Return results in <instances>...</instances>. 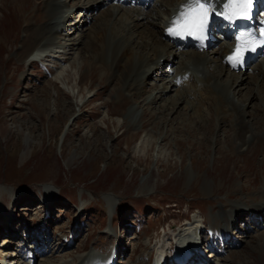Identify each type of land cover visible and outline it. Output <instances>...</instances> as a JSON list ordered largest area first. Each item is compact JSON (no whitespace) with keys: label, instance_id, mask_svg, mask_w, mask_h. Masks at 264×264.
I'll return each mask as SVG.
<instances>
[{"label":"rangeland","instance_id":"obj_1","mask_svg":"<svg viewBox=\"0 0 264 264\" xmlns=\"http://www.w3.org/2000/svg\"><path fill=\"white\" fill-rule=\"evenodd\" d=\"M35 3L39 2L0 0V188L11 193V196L3 193L0 199L1 255L14 249V244H9L13 235H17L15 239L20 238L23 227L28 231V226L37 223L42 215L39 200L46 188L60 204L53 213L51 226L55 228L50 229L51 234L71 227L73 207L62 206V199L76 207L81 201L86 205L81 222L89 229V237L87 233L81 234L79 244L71 249L75 254L82 251V241L86 238V246L103 240L99 231L107 221L103 214H108L104 196L112 195L117 207L115 225H121L122 229L131 225L139 231L140 239L134 243L131 237L124 239L126 256L134 251L142 256V264L151 263L159 243L156 237L162 240L164 234L172 233L169 230L177 231L175 227L182 225V218L187 217L188 212L193 213V219L199 211L204 214L210 210L215 212L224 204L235 206L238 204L235 200L243 196L241 187L246 192L256 190L255 175L250 180L247 172L251 175V171L254 173L260 167L262 155L259 151L251 156L238 150L232 118L218 125L215 107L210 108L208 104L201 119L195 118L189 109L185 110L184 105L174 113L165 110L160 115L156 108L158 101L135 105L153 92L151 89L155 86L164 87L156 81L162 75L147 81L153 84L145 88L140 100L116 113L117 107L112 105L116 82L108 77L111 70L103 66L110 60L109 47L108 54H104L108 55V60L100 59L96 65L89 60L92 55L87 49L83 51L82 46L74 45L78 40H86L84 35L90 34L93 23L91 20L89 24L90 16L96 15L99 9L94 13H89L94 11L90 9L85 12L86 25L78 28V23L70 24L73 29L70 41L64 31L50 38L51 54L55 49L66 53L56 54L57 59H48V64L58 68L53 79L46 67L39 65L40 70L37 63L28 65L21 60L19 54L27 35L25 23L36 17L39 8ZM65 5L60 8L66 7L68 14L72 7L69 3ZM75 14L78 16L76 11ZM122 28L123 24L117 27ZM109 37L107 40L112 45ZM41 38L37 37L34 45ZM168 65H164L162 71ZM121 71L122 67L119 73ZM162 73L165 75L166 71ZM82 76L85 79L80 81ZM246 76L251 81L248 88L254 94L260 79L253 81L257 78L255 72L248 71ZM164 84L166 88L164 81L160 83ZM213 91L223 96L222 90ZM252 109L249 108V112ZM69 159L72 162L67 165ZM263 162H260L261 167H264ZM4 210H13L9 229L14 231L10 230V234L3 229L4 218L9 216L3 215ZM257 234L252 233L253 239L247 244L223 256V261L209 264H264V231ZM148 239L147 245L140 246ZM54 262L52 258L46 263Z\"/></svg>","mask_w":264,"mask_h":264},{"label":"bare ground","instance_id":"obj_2","mask_svg":"<svg viewBox=\"0 0 264 264\" xmlns=\"http://www.w3.org/2000/svg\"><path fill=\"white\" fill-rule=\"evenodd\" d=\"M165 1L160 0L159 5L161 8L158 9L157 7H154L155 9L151 12L149 9L125 10L119 8L114 9L110 6L103 10L100 9L95 18L92 16L93 23L89 29L90 34L84 35L86 40L84 42L78 40L76 44H70L71 46H78L77 48L82 46L81 48L83 51L87 49L86 52H89L92 55L89 57V60H92L93 63L100 59L104 60V62L105 60H108V55L106 56L104 54H108L109 47V56L111 58L109 57L110 60L106 65L103 63V66H105L108 70H111V72L109 71L111 74H108V77L116 82L114 90L116 91L117 101L115 98V102L118 104L114 102L112 105L117 107V114L120 113L119 109L125 111L130 105H132V103L136 102V100H140L142 88L147 85L148 80H155L156 77L159 78L161 75L165 76L162 73H165V71H162V67L164 65L169 64L172 65V67L175 66L174 69L172 68V78L167 81L166 88H164L165 86L162 88L155 86L154 90L156 93L153 96H145L144 100L141 99V101H137V103L134 104H143V102H147V104H155L158 101L159 115L165 110L174 113L179 109V107L184 105L185 110L189 109L191 114L195 115V118L200 119L203 116L205 105L207 106L208 104V107L210 108L215 107V114L217 117L215 122L218 125L228 122V120H230L229 117L233 119L232 122L235 127L234 132H236L235 137L238 142V150H241L246 154H251V156L259 151L262 155L260 162H263L264 119L262 120V118L264 115V63H260L251 69L257 76V78L253 81L256 82V80L260 79V83L256 87L255 93L253 94L252 90L248 88V85H250L251 82L250 78L246 76L248 71L246 70L243 73L232 74L226 69L229 68V64H223L221 61L222 57L228 53V49L225 46H219L217 49H208L203 53H177L174 47L162 38V31L160 28L170 16V8L173 6V3L178 2L179 0ZM36 2H39L37 15L35 18L32 17L33 19H30L25 23L24 32L27 35L22 42V51L19 54V58L21 60L24 59L27 62L30 55H36V53L40 50L48 49L49 46L53 44H50V38H54L53 35H55L58 31L55 25L56 15L58 14L56 9L63 6V3H65L66 0H36ZM68 2L73 9L76 11L78 10L79 12L78 15L80 17L75 25L78 23L77 27L80 28L86 23L84 12L89 9L95 11V9L100 6H104L105 0H68ZM162 3L165 4L161 6ZM38 4H36L37 7ZM77 7L81 8V10L79 11ZM126 12L131 13L132 16L128 17ZM117 16H119V18H117ZM66 18L69 19L65 20L64 23L73 20L75 18V13L72 12ZM126 18L129 19L128 24L124 23ZM80 19H82V21H80ZM111 21L112 25L110 26L109 23ZM71 23L72 22H69V25ZM120 24H123V28L121 30L117 29ZM72 30V27H69L66 30L67 33L65 32L69 41L71 40L70 31ZM56 35H59V33ZM107 36L111 37V41H113L112 45L108 42L109 40H107ZM37 37L42 38L34 45V41ZM79 37L82 38L81 35ZM132 37H134L133 39L135 40H132L131 42ZM90 40L92 42H90ZM90 43L92 45H90ZM52 53L53 54L48 55L50 56L49 58H55V55L60 52L53 51ZM60 54L66 55L64 52H61ZM146 54H151V56L148 57ZM99 56L101 57L98 59ZM181 57H184L183 60H181ZM81 62L83 63V61ZM152 62L154 63L153 65ZM188 64L192 67H188ZM92 67L95 68L94 66ZM121 67L122 71L119 73V69ZM142 69L143 74L141 78L136 80L135 78L137 74ZM186 71H191L192 75L189 73L187 74ZM177 74L180 76L177 77ZM84 79V76L80 77V81ZM110 79L109 81H111ZM222 79L225 80L222 81ZM156 81H161V79H156ZM196 82L200 84L196 85ZM75 85H78V82H76ZM244 85L245 87L243 88ZM211 86L213 88H210ZM166 89L167 91H165ZM214 89L223 90L222 92L224 97L215 95L212 91ZM242 91L243 93L241 94V98H238ZM171 92H175V95L171 96ZM249 108H253V111L249 112ZM112 110L115 111V109ZM142 111L143 110H141V112ZM136 123L137 125L139 124L137 121ZM24 156L25 154L22 155V159ZM71 162V159H69L67 161V165ZM260 162L258 163L260 167L256 169L254 173L253 171H249L251 173L250 175L247 172V176L250 177L248 179L250 180H252L251 176L255 175L254 181L256 184V190L246 192L243 191L244 187H241V194L243 196L240 197V199L237 198V200H235L238 203L237 205L229 208V210H232L235 213L236 219L238 217L237 214H245L247 216L249 214L257 213V217L261 220V222H264V167H261L262 163ZM244 182H248V180H245ZM3 193L11 196L10 190L0 188V199L3 196ZM49 195H51V190L46 188L43 191L42 196L47 199L49 198ZM104 198H106L105 200L109 206L108 209L111 212L116 202L110 196H104ZM83 204L85 203L82 201L80 208L84 209ZM227 207L228 205H221V208L218 211V215H220L223 219L227 216ZM23 210L27 209L24 208ZM225 222L221 237L228 243L231 238L226 239L225 234L228 231L229 224H232V221L227 219ZM198 224L199 222L195 221L184 229L183 234H185V236L182 241L186 240L188 234L192 235L191 237L196 235V227H198ZM261 233L262 232H260L259 235ZM252 239L253 237H250V240ZM255 239H257V237ZM18 245H20V247L22 246V244ZM17 249L20 250L21 248ZM218 250H220L219 247ZM157 253L161 254L159 250ZM9 255H14V253ZM71 256L73 255L70 254L68 256L70 258H65L61 264H81L82 257L80 254L73 257ZM91 256H95V253L90 252V257ZM5 258V255L3 256L0 254V264H4L6 262ZM17 261L18 260L15 261V264H18ZM159 261L160 258L158 259V262ZM98 263H100V260H98Z\"/></svg>","mask_w":264,"mask_h":264},{"label":"snow or ice","instance_id":"obj_3","mask_svg":"<svg viewBox=\"0 0 264 264\" xmlns=\"http://www.w3.org/2000/svg\"><path fill=\"white\" fill-rule=\"evenodd\" d=\"M220 0H187L170 22L167 32L173 37H195L203 41L210 27V17L223 16L229 22L250 19L253 0H226L223 11L217 10ZM264 24V22H262ZM235 40L236 47L225 58L232 67L242 65L246 53L255 51L257 44L264 45V27L259 32L241 31Z\"/></svg>","mask_w":264,"mask_h":264}]
</instances>
